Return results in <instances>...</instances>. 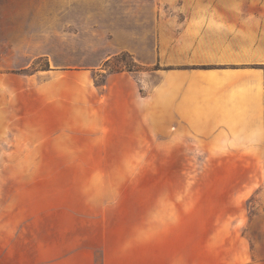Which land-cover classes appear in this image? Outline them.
<instances>
[{
  "label": "rangeland",
  "instance_id": "rangeland-1",
  "mask_svg": "<svg viewBox=\"0 0 264 264\" xmlns=\"http://www.w3.org/2000/svg\"><path fill=\"white\" fill-rule=\"evenodd\" d=\"M258 5L207 10L248 17ZM204 10L200 0H0V219L125 221L127 264H264V162L177 163L166 146L65 130L85 106L68 91H102L120 73L156 83L168 37ZM240 37L253 48L264 36Z\"/></svg>",
  "mask_w": 264,
  "mask_h": 264
},
{
  "label": "crops",
  "instance_id": "crops-1",
  "mask_svg": "<svg viewBox=\"0 0 264 264\" xmlns=\"http://www.w3.org/2000/svg\"><path fill=\"white\" fill-rule=\"evenodd\" d=\"M200 1L206 10L199 22L168 37L166 69L153 71L156 83L120 73L102 91L76 85L68 94L85 106L65 130L109 146H166L177 163L233 155L264 162V37L253 48L240 37L264 36V0ZM216 1L260 5L248 17L229 7L216 16L212 6L207 10ZM65 130L58 128V138ZM127 226L107 219H0V264H127Z\"/></svg>",
  "mask_w": 264,
  "mask_h": 264
}]
</instances>
